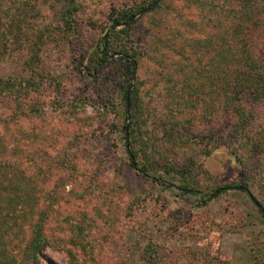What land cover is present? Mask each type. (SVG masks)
<instances>
[{"label": "rangeland", "instance_id": "374dc122", "mask_svg": "<svg viewBox=\"0 0 264 264\" xmlns=\"http://www.w3.org/2000/svg\"><path fill=\"white\" fill-rule=\"evenodd\" d=\"M141 1L0 0L2 31L12 30L0 79L24 87L33 80V89L41 75L56 83L32 92L40 114L20 130L4 122L15 104L0 103L7 167L19 163L29 182L44 189L55 209L49 233L81 236L84 253L73 249L87 264H149L150 243L161 264H264V216L240 186L247 182L264 205V104L246 106L244 121L226 105L225 87L236 67L218 66L216 53L224 45L243 55L245 47L233 40L235 24L218 0H203L205 8L190 0L160 1L136 16L133 36L122 41L144 52L134 78L125 56L113 53L107 66L86 74L111 15ZM71 2L84 9L74 23L78 36L67 39L63 17ZM252 8L255 24L245 41L264 63V0H253ZM40 38L47 60L34 73L26 63ZM134 88L141 122L136 147L158 182L136 171L127 153L123 127L130 120L123 117L122 96ZM25 128L36 134L33 142L16 145ZM184 181L197 195L178 191ZM229 185L234 189H223ZM39 264L69 262L65 252L46 248Z\"/></svg>", "mask_w": 264, "mask_h": 264}, {"label": "trees", "instance_id": "16d2710c", "mask_svg": "<svg viewBox=\"0 0 264 264\" xmlns=\"http://www.w3.org/2000/svg\"><path fill=\"white\" fill-rule=\"evenodd\" d=\"M162 0H143L132 7L118 10L111 15L112 26L104 37L103 42L100 41L97 50L89 58L88 65L85 67L87 76H94L97 73V68H103L109 63V56L113 54H121L125 56L124 62L128 63L129 77L134 78L139 66L140 59L143 58L144 52L141 53L136 46H128L124 42V37L129 40L133 36L132 32L137 22L136 16L154 11L160 7ZM196 5L205 8L203 0H190ZM212 2H214L212 0ZM253 0H218V6L221 11L225 12L230 18L233 27V40L243 41L245 49L243 55L239 51H233L232 48L224 49V45L219 46V51L216 53V62L218 66L236 67L232 71V79L229 86L225 87L227 94L226 105L232 116L244 121L246 116L245 107L255 105L256 103L264 104V63L256 60L252 53H249L248 40L245 41V36L250 38L252 25L255 24L256 13L252 8ZM78 3L71 2L65 7V16L63 23L65 32L63 37L73 39L78 36V31L74 27V23L79 11L83 10V6H77ZM21 15V14H20ZM24 19V18H23ZM21 17L18 19L17 27L21 30ZM3 23L0 18V58L12 48L6 45L7 32L2 31ZM13 27V26H12ZM120 28V29H119ZM19 30V31H20ZM223 39V37L221 38ZM133 42V39L130 40ZM122 42V43H121ZM3 43V44H1ZM45 40L40 38L35 45H31V56L27 61L28 68L36 73L43 65V59H46L47 51L45 50ZM247 49V50H246ZM246 50V51H245ZM47 60V59H46ZM226 71V70H225ZM40 83H35L37 86L33 89V80L28 81V85L24 87L22 83L17 84L10 79H0V103L10 100L15 104L14 114L4 120L11 126L21 128L23 122L32 121L39 114L34 111L32 103V92H39L49 82L50 85H56L50 81V78L41 75ZM189 92H187L188 94ZM138 90L126 91L123 93L124 100L123 117L129 119L130 122L124 125L123 130L126 133L128 142V155L131 166L138 172L142 173L146 178L158 182L156 178L155 167H151L150 163L143 164L141 161V150L136 147L137 141L140 138L141 122L138 114L139 106ZM229 94V96H228ZM189 102H187L188 104ZM188 108L189 106L186 105ZM4 125L6 126V124ZM8 123V125L10 124ZM244 126V125H243ZM19 129V128H18ZM20 131L23 136L19 137L18 145L22 139L26 138L29 143H32L35 137L33 130ZM20 130V129H19ZM31 140V141H30ZM0 145L5 149L4 142L0 138ZM0 152V264H39L41 254L46 248L60 250L66 253L69 264H87L82 257L75 254L73 247L79 248L84 253V239L81 236L76 239L65 238L61 235L53 236L48 231V224L52 215L55 212L54 206L47 203L45 191L38 185L30 183L29 175L22 169L18 163L16 167L8 165L7 160ZM178 172V171H177ZM170 173V169L166 171ZM183 177V171L178 172ZM184 174V175H183ZM30 181V182H29ZM34 181V180H33ZM240 186L247 189V194L260 204V212L264 216V205L251 192L247 182H241ZM171 187H174L173 185ZM224 190L234 189L233 185L223 187ZM242 190V189H241ZM178 191L183 195H197L193 191V186L184 181L178 188ZM222 191L221 187L217 188L215 193ZM206 203L208 200L201 197ZM147 248L145 260L149 264H161L159 261V253L155 244ZM155 245V246H154Z\"/></svg>", "mask_w": 264, "mask_h": 264}, {"label": "water", "instance_id": "95a60500", "mask_svg": "<svg viewBox=\"0 0 264 264\" xmlns=\"http://www.w3.org/2000/svg\"><path fill=\"white\" fill-rule=\"evenodd\" d=\"M242 190H244L245 192H247V189H246V188H242ZM216 194H219V193H216ZM251 199H252V201L256 204V206H257L258 208L261 207L260 204H259L258 202H256V200H254L253 198H251Z\"/></svg>", "mask_w": 264, "mask_h": 264}]
</instances>
